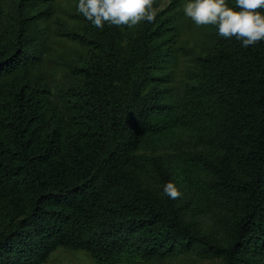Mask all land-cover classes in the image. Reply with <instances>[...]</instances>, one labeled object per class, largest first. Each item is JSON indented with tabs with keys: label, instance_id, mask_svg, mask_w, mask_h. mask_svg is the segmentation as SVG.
Returning a JSON list of instances; mask_svg holds the SVG:
<instances>
[{
	"label": "trees",
	"instance_id": "trees-1",
	"mask_svg": "<svg viewBox=\"0 0 264 264\" xmlns=\"http://www.w3.org/2000/svg\"><path fill=\"white\" fill-rule=\"evenodd\" d=\"M9 1L0 11V264H45L58 248L264 264V39L245 48L198 26L208 46L184 53L177 78L171 16L59 25L83 51L60 112L38 71L56 0ZM225 6L239 11L236 0ZM170 181L178 199L163 194Z\"/></svg>",
	"mask_w": 264,
	"mask_h": 264
},
{
	"label": "rangeland",
	"instance_id": "rangeland-1",
	"mask_svg": "<svg viewBox=\"0 0 264 264\" xmlns=\"http://www.w3.org/2000/svg\"><path fill=\"white\" fill-rule=\"evenodd\" d=\"M79 0H56L52 6V14L48 20L42 23L45 29V37L40 45L44 55L43 63L39 70L44 76L51 89V101L62 112V107L58 100L60 90L66 89L75 78L70 71V66L78 64L83 51L75 43L66 39L59 29L67 26L70 30L81 29L92 25L90 21L78 13L76 5ZM186 0H153V7L156 14L164 13L177 21L179 32L177 46L180 48L176 59V75L181 77V73L188 65L189 56L185 52L189 50L198 51L202 45L208 46L204 33L189 18H186L182 11V5ZM10 7L9 0H2L0 11L2 17L8 13ZM137 26V25H136ZM62 31V32H61ZM45 264H219L216 260L199 258L194 255L179 258H168L161 261L143 258L134 254H121L117 257H94L84 251H72L58 248L52 252Z\"/></svg>",
	"mask_w": 264,
	"mask_h": 264
},
{
	"label": "clouds",
	"instance_id": "clouds-1",
	"mask_svg": "<svg viewBox=\"0 0 264 264\" xmlns=\"http://www.w3.org/2000/svg\"><path fill=\"white\" fill-rule=\"evenodd\" d=\"M79 14L90 23L103 30L105 23L109 27H132L141 22L152 23L156 9L153 0H79L76 5ZM239 11L225 6V0H186L182 11L186 18L197 26L212 25L225 39L235 38L247 48L264 39V0H236ZM163 194L170 199L181 195L173 182L163 185Z\"/></svg>",
	"mask_w": 264,
	"mask_h": 264
}]
</instances>
